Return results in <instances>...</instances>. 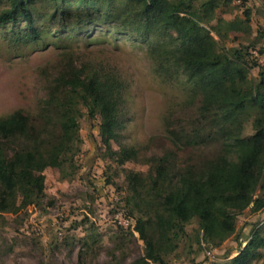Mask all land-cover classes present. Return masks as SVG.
Returning a JSON list of instances; mask_svg holds the SVG:
<instances>
[{
	"label": "trees",
	"instance_id": "16d2710c",
	"mask_svg": "<svg viewBox=\"0 0 264 264\" xmlns=\"http://www.w3.org/2000/svg\"><path fill=\"white\" fill-rule=\"evenodd\" d=\"M67 1L0 0V29H25L15 36L17 45L40 42L43 30L37 27L38 8H48L53 20L66 12ZM120 1L129 7L108 14L106 20L118 23L126 35L162 38L148 52L155 73L165 82L184 75L191 85L187 121L164 118L172 149L144 156L141 163L148 166L147 172L123 171L126 212L145 245L144 257L130 264H171L170 257L181 244L186 247L194 242L204 252L217 249L236 234L240 214L264 210V72L256 84L248 77L264 51L254 45L226 49L230 32L250 33L248 10L244 19L226 22L221 16V9H229L234 0ZM112 2L78 0L75 5L76 10L107 13ZM101 3L106 6L100 8ZM55 87L39 119L21 111L0 119V219L4 213L42 204L47 169L65 172L70 167L77 172L84 113L90 120L100 119L104 159L119 167L140 161L137 148H112L122 131L127 91L116 72H66ZM252 113L254 132L245 138L241 123ZM214 139L223 142L216 154L179 164V152L205 147ZM192 224L197 228L189 234ZM263 250L264 223L257 225L237 256L214 264H252L263 260Z\"/></svg>",
	"mask_w": 264,
	"mask_h": 264
},
{
	"label": "rangeland",
	"instance_id": "374dc122",
	"mask_svg": "<svg viewBox=\"0 0 264 264\" xmlns=\"http://www.w3.org/2000/svg\"><path fill=\"white\" fill-rule=\"evenodd\" d=\"M76 2L68 0L63 6L66 12L53 20L48 8H38L37 27L43 30L40 42L17 45L14 38L25 29L21 26L0 29V119L17 111L33 120L39 119L50 89H56L60 76L66 72L114 71L126 84L127 91L122 131L112 148L116 151L119 146L137 148L141 151L140 161L119 167L104 159L100 119L90 120L84 113L75 158L77 172L70 167L65 172L47 169L46 197L42 204L2 214L0 264H130L144 257V242L134 230L135 221L126 212L123 171L147 172L148 166L141 163L144 156L172 149L164 118L170 116L173 122H186L191 113L187 105L191 86L188 78L183 75L165 82L164 77L155 73L148 56L151 48L162 43V38L126 35L118 23L106 20L108 14H116L129 4L113 0L111 11L104 13L94 12L93 8L88 12L76 10ZM221 10L226 22L244 19L245 12H250V33L230 32L226 49L241 50L254 45L264 51V0H247L246 4L234 0L229 9ZM261 71L264 72V53L258 57V66L249 71L248 77L254 84L260 81ZM254 117L252 113L241 123L245 138L253 135ZM221 144V140L214 139L205 147L184 149L179 152V164L214 155L221 150ZM261 192L257 191V195ZM122 220L129 222L128 228L119 224ZM262 223L264 210L256 215L245 211L237 219L236 234L219 248L204 252L189 241L190 247L181 244L170 257V263L226 262L237 256ZM196 228L192 224L187 231L193 234ZM90 245L92 251H88ZM252 264H264V257Z\"/></svg>",
	"mask_w": 264,
	"mask_h": 264
},
{
	"label": "built area",
	"instance_id": "2783aa9c",
	"mask_svg": "<svg viewBox=\"0 0 264 264\" xmlns=\"http://www.w3.org/2000/svg\"><path fill=\"white\" fill-rule=\"evenodd\" d=\"M255 55L257 56V54L255 53ZM121 226H124L125 228H128L129 227V222L127 221V220H125V221H120V223H119ZM209 255V254H208Z\"/></svg>",
	"mask_w": 264,
	"mask_h": 264
}]
</instances>
